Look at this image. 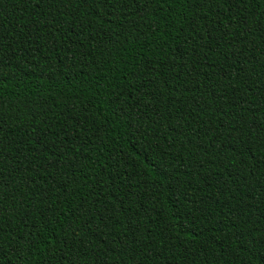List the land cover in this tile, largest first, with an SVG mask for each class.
<instances>
[{"label":"trees","instance_id":"16d2710c","mask_svg":"<svg viewBox=\"0 0 264 264\" xmlns=\"http://www.w3.org/2000/svg\"><path fill=\"white\" fill-rule=\"evenodd\" d=\"M0 264H264V0H0Z\"/></svg>","mask_w":264,"mask_h":264}]
</instances>
